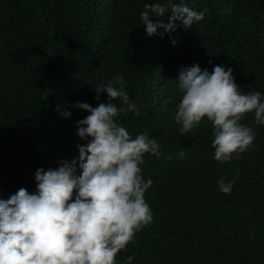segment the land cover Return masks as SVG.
Masks as SVG:
<instances>
[{
    "label": "trees",
    "instance_id": "obj_1",
    "mask_svg": "<svg viewBox=\"0 0 264 264\" xmlns=\"http://www.w3.org/2000/svg\"><path fill=\"white\" fill-rule=\"evenodd\" d=\"M168 2L0 0V199L22 187L35 193L37 169L79 156L77 145L87 141L76 134L77 121L90 113L72 105L107 103L94 88L122 75L116 86L140 114L115 120L133 138L156 139L162 155L146 153L140 166L144 180H153L145 192L153 220L116 264L129 256L130 264H264V125L246 114L240 123L254 129L253 143L218 162L207 118L185 136L175 121L184 95L179 73L194 64L231 68L240 91H259L264 102V0H172L204 18L149 36L144 5ZM171 15L153 21L167 24ZM112 102L119 106V98ZM181 150L185 158H177ZM221 178L235 181L229 194L219 190Z\"/></svg>",
    "mask_w": 264,
    "mask_h": 264
},
{
    "label": "clouds",
    "instance_id": "obj_2",
    "mask_svg": "<svg viewBox=\"0 0 264 264\" xmlns=\"http://www.w3.org/2000/svg\"><path fill=\"white\" fill-rule=\"evenodd\" d=\"M169 10V23L153 21ZM204 15V11L169 0L168 4L146 3L140 18L152 36L161 27L175 31L176 21L190 28ZM123 81L118 75L94 88L97 100L107 93V103L72 105L90 113L77 121L76 134L87 141L77 145V158L60 161L56 169H37L35 193L22 187L10 198L0 199V264H116L117 254L152 222L145 192L153 180H144L140 166L146 153L159 158L161 145L147 133L133 138L116 122L121 113L140 114L129 94L116 86ZM178 81L184 93L175 113L181 135L191 133L207 118L213 125L214 159L226 162L234 154L238 158L256 135L252 127L240 123L242 118L254 113V123L264 125L262 93H242L233 70L220 65L211 72L199 64L182 68ZM117 98L119 106L112 102ZM63 116L71 117L72 112L65 110ZM185 156L183 150L177 154V158ZM234 183L221 178L219 190L229 194ZM133 258H127L128 264Z\"/></svg>",
    "mask_w": 264,
    "mask_h": 264
}]
</instances>
